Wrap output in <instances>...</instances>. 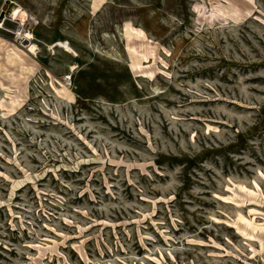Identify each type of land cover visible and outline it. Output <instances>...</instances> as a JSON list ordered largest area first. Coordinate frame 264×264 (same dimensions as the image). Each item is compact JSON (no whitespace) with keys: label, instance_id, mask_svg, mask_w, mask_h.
Here are the masks:
<instances>
[{"label":"rangeland","instance_id":"rangeland-1","mask_svg":"<svg viewBox=\"0 0 264 264\" xmlns=\"http://www.w3.org/2000/svg\"><path fill=\"white\" fill-rule=\"evenodd\" d=\"M0 264H264V0H0Z\"/></svg>","mask_w":264,"mask_h":264},{"label":"bare ground","instance_id":"bare-ground-1","mask_svg":"<svg viewBox=\"0 0 264 264\" xmlns=\"http://www.w3.org/2000/svg\"><path fill=\"white\" fill-rule=\"evenodd\" d=\"M21 9V8H20ZM13 17L15 18V20H17V21H20V22H22V23H24V22H26V20H27V15L26 14H23V11L22 10H16L15 12H14V14H13ZM27 33V32H26ZM21 38L23 39V40H26V41H28V42H30V45L32 46V49L33 50H37V46H35V45H33L32 43H31V41H32V38L30 37V35H24V34H22L21 35ZM64 46H67V44H64Z\"/></svg>","mask_w":264,"mask_h":264}]
</instances>
